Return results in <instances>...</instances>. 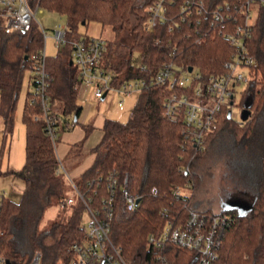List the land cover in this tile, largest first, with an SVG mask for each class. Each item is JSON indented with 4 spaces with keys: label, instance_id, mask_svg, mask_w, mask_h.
I'll return each instance as SVG.
<instances>
[{
    "label": "trees",
    "instance_id": "1",
    "mask_svg": "<svg viewBox=\"0 0 264 264\" xmlns=\"http://www.w3.org/2000/svg\"><path fill=\"white\" fill-rule=\"evenodd\" d=\"M41 8L66 16L69 41L54 56H47L46 69L50 76L48 93L54 112L61 117L59 133L77 123L81 106L77 103L80 86L74 68L69 63L71 41L83 36L78 27L90 20L108 26L114 38L108 41L103 64L115 73L118 84L131 77H148L164 62L173 60L185 68L195 67L204 74L223 71L233 47L217 29L210 13L201 16L200 31L196 19L178 20L168 29L169 22L146 29V6L154 0H34ZM171 4L174 11L178 4ZM247 0H205L206 9L219 5L226 29L242 21L239 12ZM256 16L245 38L246 47L255 59L250 76L241 92L239 105L250 113L246 120L236 121L226 113L217 115L216 127L205 134V148L195 150L183 134V121L163 114L166 90L149 87L141 91L124 122L106 118L100 140L92 147L94 160L79 177L69 181L57 172L61 164L55 145L41 124L30 117L36 105L26 91L22 122L25 128V163L19 175L24 180L20 201L0 194V256L9 264H29L34 253L40 252L41 264H58L72 256L71 244L85 234L81 226L85 203L101 207L103 197L113 186L112 205L115 207L110 237L122 249L130 264H147L152 256L147 248V235L157 233L170 221L185 223L191 210L211 218L215 214L229 215V220L217 233L221 240L215 264H264V4L254 0ZM202 30V29H201ZM205 31V30H203ZM86 35V34H85ZM203 39L197 42L198 38ZM43 46V35L36 21L27 31L5 33L0 30V115L2 137L11 133L24 72L31 65L30 57ZM137 51L141 59L133 62ZM172 53V54H171ZM141 65L144 66L142 69ZM85 136L91 126H85ZM59 136V134H58ZM81 142L72 145L80 149ZM216 152L224 161L231 186L228 205L238 202L245 206L239 215L237 208L218 210L197 208L192 204L198 174L195 162L208 152ZM138 194L133 211L121 209V187ZM72 183L83 195H76L70 204L65 200L73 194ZM187 183V184H186ZM179 188L180 193L174 194ZM190 193H192L190 191ZM58 207L56 216L47 226H40L47 207ZM169 259L186 263L195 253L175 246L163 248ZM6 264V263H5Z\"/></svg>",
    "mask_w": 264,
    "mask_h": 264
},
{
    "label": "built area",
    "instance_id": "2",
    "mask_svg": "<svg viewBox=\"0 0 264 264\" xmlns=\"http://www.w3.org/2000/svg\"><path fill=\"white\" fill-rule=\"evenodd\" d=\"M174 2L177 0H154L147 5L145 28L152 29L157 24L169 22L168 29L171 30L178 24V20L190 18L196 19L197 24H200L202 35L209 34L213 22L209 28H201V16L210 13L211 20L217 22V30L223 33L233 47L223 64V71L204 74L198 68L191 67L188 70L169 60L148 77H131L115 84V73L103 64L108 41L88 35L71 41L69 61L71 60L70 64L74 68L80 88L93 87L96 98H101L111 88L117 89L120 94H128L134 90L144 91L152 86L165 89L163 114L172 120L181 119L185 140L190 142L195 150H203L205 134L216 127L217 115L224 112L231 118L235 116L232 106L237 86L248 81L250 70L255 64V59L248 52L245 42L253 21L251 12L254 0H247L239 9L242 21L236 23L231 30L226 29L224 21V15H230L223 13L224 9L229 8L228 4L225 5L226 8L219 5L208 11L205 0H179L176 9L172 11L170 7ZM261 2L264 4V0ZM40 8L34 0H0V30L5 33L29 30L32 22L36 21L35 14ZM39 28L44 37L45 29L42 26ZM69 36L70 31L65 24L55 29L52 34L57 46L66 44ZM197 40L201 42L203 39L199 37ZM46 58L44 46L30 57L31 72L27 90L30 92V102L36 105V109L30 112V117L39 122L51 140L56 142L62 119L54 112L50 103V76L46 69ZM141 67L144 68L143 65ZM61 166L62 164L58 166L57 172L65 174ZM108 180L113 188L116 182L114 175L111 174ZM127 180L125 175L120 192L121 209L133 211L140 196L126 188ZM111 188L108 197L102 198L101 207L93 208L85 203L83 210L88 212V221L83 227L85 237L81 241H74L71 244L73 256L67 262L60 261L58 264H130L123 256L121 247L114 244L110 237L115 210L111 203L114 193ZM72 189L73 194L65 200L67 204L73 201L72 195L83 200L82 193L73 183ZM179 190L175 188L173 193L178 195ZM5 193L2 191L1 194ZM229 218V215L219 213L207 218L204 214L191 210L182 225H174L168 221L160 231L147 235V248H151L152 252L147 264H178L175 259L167 257L163 250L166 245L195 253V256L188 258L184 264H215L221 243L217 233ZM0 264H5L2 256ZM29 264H41L40 252L34 253Z\"/></svg>",
    "mask_w": 264,
    "mask_h": 264
},
{
    "label": "rangeland",
    "instance_id": "3",
    "mask_svg": "<svg viewBox=\"0 0 264 264\" xmlns=\"http://www.w3.org/2000/svg\"><path fill=\"white\" fill-rule=\"evenodd\" d=\"M252 8L251 13L252 18L254 19L256 16V5L253 4ZM35 20L39 26H42L45 29L43 46L46 55L48 57L54 56L58 49L61 48V45L57 46L54 42L52 34L55 29H58L62 24H66V16L56 11L40 8L35 14ZM78 33L82 35L86 34L95 38L101 37L106 40L114 38L113 31L108 26L102 25L96 20H90L85 25L81 24L78 27ZM132 58L135 64L139 63L140 56L137 51L132 53ZM30 72V69H26L24 72L21 90L16 105L12 131L5 139L2 137V118L0 115V194L2 191H5L6 196L14 201H20L25 187L24 180L19 175V172L25 163V128L22 122V111L28 88ZM245 85L246 83H242L237 86L238 88L232 106V111L235 113V116L232 118L236 121H240L239 111L241 107L239 102L241 100V92ZM83 91L77 98V103L82 105L81 113L77 118V124H81L82 127H77L83 131V135L78 142H81V145L82 143H86L88 147L91 145V147H93L99 141L102 134L101 129L91 128L85 136V124H88L93 117L100 113L106 114L107 118H110L108 116L113 115L110 119L122 122L126 121L128 119L129 112L141 92L140 90H134L128 94H120L117 89L111 88L108 90L105 98L100 100L94 96L93 87L84 88ZM61 136L62 132L59 134V137ZM59 159L61 161V158ZM226 169L227 168L223 159L216 152H208L195 162V170L198 174L196 188L193 189V191L190 190L192 193H190V191L188 192L186 189L182 191L185 194H192V204L195 207H210L216 211L220 207L223 200H225L226 196L229 195L227 192L230 189L229 187L231 185L229 183L231 180L226 175ZM66 173L67 176H69L67 171ZM79 175L74 179L79 177ZM74 179L69 177V180ZM57 210L58 207L56 205L47 207L41 219L40 226L49 225L52 219L56 216ZM87 221L88 212L84 209L82 212L81 226L85 227Z\"/></svg>",
    "mask_w": 264,
    "mask_h": 264
},
{
    "label": "crops",
    "instance_id": "4",
    "mask_svg": "<svg viewBox=\"0 0 264 264\" xmlns=\"http://www.w3.org/2000/svg\"><path fill=\"white\" fill-rule=\"evenodd\" d=\"M82 91H83V89L80 88L79 95L82 94ZM106 94H105V96H106ZM105 96H104V98H105ZM104 98H102V99L99 98V99L103 100ZM80 106H81V109H80V112L78 114V117H79L81 110H82V105H80ZM112 116H108V117L111 118ZM78 117H76V119ZM106 118H107L106 114L100 113V114L96 115L95 117H93L89 121V123L85 124V125L91 126V128L101 129V134H102V125H103V122ZM85 125H83V126H85ZM77 126L82 127L81 124L75 123L70 128H67L64 131H62V136L61 137L58 136V141L55 145L56 155H57L58 159L61 158L60 162H61L62 167L64 169V173H65L64 175L66 176V178L68 180H69V177H72L74 179L76 176L81 174L87 167H89L92 164V162L94 160V153L91 150L92 145L90 147H88L86 145V143H84V144L82 143L80 149H78V148L72 149V145L78 143L79 139L83 135V131L81 129H79V127H77ZM70 130H72V131H70ZM61 139H62V141H61ZM66 171L68 172L69 176H67ZM69 181H71V180H69ZM5 195H6V193H5Z\"/></svg>",
    "mask_w": 264,
    "mask_h": 264
},
{
    "label": "water",
    "instance_id": "5",
    "mask_svg": "<svg viewBox=\"0 0 264 264\" xmlns=\"http://www.w3.org/2000/svg\"><path fill=\"white\" fill-rule=\"evenodd\" d=\"M71 63V60L69 61ZM191 68L189 67L188 70ZM105 93L101 96V99L104 98ZM249 109L244 107L240 110L239 117L241 121H244L249 116ZM74 119L76 120V116H74ZM220 206H223L224 208H237L239 211V215L245 210V206L240 205L238 202H233V204L228 205V202H222ZM6 264H9V261L5 262Z\"/></svg>",
    "mask_w": 264,
    "mask_h": 264
},
{
    "label": "flooded vegetation",
    "instance_id": "6",
    "mask_svg": "<svg viewBox=\"0 0 264 264\" xmlns=\"http://www.w3.org/2000/svg\"><path fill=\"white\" fill-rule=\"evenodd\" d=\"M226 200V199H225ZM225 200H223V202H225Z\"/></svg>",
    "mask_w": 264,
    "mask_h": 264
}]
</instances>
